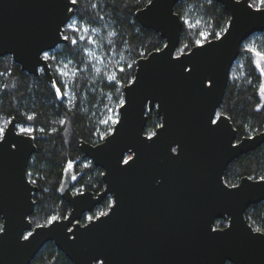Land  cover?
<instances>
[{
	"label": "water",
	"instance_id": "water-1",
	"mask_svg": "<svg viewBox=\"0 0 264 264\" xmlns=\"http://www.w3.org/2000/svg\"><path fill=\"white\" fill-rule=\"evenodd\" d=\"M178 1L153 0L154 7L147 2L135 12L138 23L156 31L164 44L136 59L131 79L136 82L122 88L126 103L118 107L121 122L113 125L114 132L95 144L79 142L82 155L102 169L104 187L96 194H72L65 171L59 193L70 210L51 225L37 228L29 219L37 190L25 175L33 139L18 135L14 118L6 125L12 130L8 143L16 142L18 149L0 151V217L7 231L0 233V264H29L47 241L73 264H224L225 259H231L225 264H264V237L252 232L257 236L250 238L254 228L244 216L250 205L264 200V185L259 178L242 176L236 184L244 193L229 197L218 190L228 164L264 143V130L237 139L230 119L219 127L208 123L209 115L218 113L242 37L264 31V16L249 15L244 0L240 7L236 0H215L229 13L226 27L235 21L231 35L222 43L212 38L203 51L192 46L175 53L183 27L174 11ZM66 6L77 7L69 0H0V56L10 55L21 70L35 76L41 71L52 82L43 52L67 42L61 37L73 12ZM177 56L195 66V81L179 75ZM201 77L213 80L211 90L200 91ZM152 109L160 124L166 119L156 143L146 141L145 133ZM170 147H177L179 158L171 157ZM127 155L134 158L131 167L123 164ZM107 195L118 198L117 207L106 211L109 217L82 223V215ZM219 218L231 231L214 238L210 229L228 231L226 225L214 227ZM29 231L33 237L24 241L20 233Z\"/></svg>",
	"mask_w": 264,
	"mask_h": 264
},
{
	"label": "trees",
	"instance_id": "trees-1",
	"mask_svg": "<svg viewBox=\"0 0 264 264\" xmlns=\"http://www.w3.org/2000/svg\"><path fill=\"white\" fill-rule=\"evenodd\" d=\"M148 0H78L75 12L64 26V35L76 38L78 43H60L47 51L52 74L49 82L42 72L37 76L20 69L10 55L0 56V126L15 118L18 128L30 127L35 131V150L27 166L29 179L35 181L37 191L34 211L30 216L34 225L45 224L48 217H64L69 203L58 193L64 165L73 161L77 174L73 187L93 192L103 187L101 168L82 157L79 141L96 143L108 134L113 125L107 120L109 109H115L118 117L119 101L123 99V86L133 78L135 61L148 52L163 46L164 40L151 29L142 27L136 17L137 9ZM253 4L254 0H250ZM258 4L259 0H255ZM95 5V7L93 6ZM179 17L190 20L195 28L183 22L180 41L176 51L198 38L199 31H219L226 27L229 13L215 0H179L174 5ZM77 21V27L87 25L89 32L74 33L67 25ZM94 29V31H93ZM251 37L264 51V31ZM86 39L79 40V36ZM88 37L94 40L90 43ZM212 39V38H211ZM234 60L219 112L231 117L237 138L264 130V97L259 95L261 75L251 63V54L242 53L241 46ZM185 50V51H186ZM131 64L132 67L127 66ZM67 65V67H65ZM124 67V72L119 68ZM69 73L58 76L57 71ZM116 77L109 82L108 77ZM67 87L63 99L55 95L53 85L57 82ZM260 108L257 111V108ZM34 115V119H27ZM145 133L150 134L160 124L154 109L148 112ZM65 123L61 124L60 121ZM44 131L41 132L40 129ZM87 165V167H85ZM264 175V143L233 159L224 171L225 182L237 183L242 176L259 178ZM106 198L96 207V213L105 211ZM249 224L264 231V200L250 205L244 212ZM84 220V218L82 219ZM0 225L2 219L0 217ZM215 226H224L225 220L216 219ZM29 264H73L52 241L45 242ZM231 264V263H226Z\"/></svg>",
	"mask_w": 264,
	"mask_h": 264
},
{
	"label": "snow or ice",
	"instance_id": "snow-or-ice-1",
	"mask_svg": "<svg viewBox=\"0 0 264 264\" xmlns=\"http://www.w3.org/2000/svg\"><path fill=\"white\" fill-rule=\"evenodd\" d=\"M209 3H211V0H208ZM69 4L71 5H77L78 4V0H69ZM148 4L152 7L155 6V4L153 3V0H148ZM244 4L246 5V10L249 12V15H262L264 16V0H259V3L256 4L255 0L253 4H247V0H244ZM95 7V5H93ZM236 6L240 7L241 6V0H236ZM253 7L256 8V11L253 12L252 9ZM66 11L69 12H75V9L67 7L66 6ZM176 15H179L178 13ZM183 22L185 24L188 25L189 28H195L200 21H197L196 24H193L190 20L184 18L183 16L180 17ZM235 26V21H233L228 27H222L220 28L219 31H199L198 33V38L195 39L194 41H192L193 47L195 49H199L201 51L206 49V46H211L212 44V39L214 38L216 41L219 42H223L224 39L227 38V36L231 35V28ZM67 27L73 31L74 33H79V32H84L85 34L89 32V27L85 24L82 27H77V21H73L71 24H68ZM94 31V29H93ZM254 35V34H252ZM62 40L64 41H68L71 45H76L78 43V40L76 38H69L67 35H64L61 37ZM86 39V36H79V40H84ZM89 42L90 43H94V40H92L90 37H88ZM243 40H245L246 42L243 43V45L241 46V52L242 53H250L251 54V63L255 66V70H258L260 72L261 76H264V51H261L260 48L256 45L255 39H253L250 36H245L242 37ZM168 46L165 45V48H167ZM188 48V45H184V47L182 49H180V53L183 54L185 52V50ZM191 55H196V52L193 51L191 53ZM43 59L45 61L49 60V59H55L54 57H50L49 53L47 51L43 52ZM175 62L176 64L179 65V75L187 80L190 81H195L197 79V72H196V68L194 65L189 66L186 63H183L180 60V57L177 56L175 57ZM65 67H67V65H65ZM128 68H131L132 65L129 64L127 66ZM125 68L124 67H120L119 68V72H124ZM69 73L64 72V71H57V75L58 76H67ZM116 79V77H112L109 76L108 80L109 82H113ZM135 80L130 81V83H135ZM214 86V82L211 78H203L201 77L199 79V88L200 91H209L212 89V87ZM54 89H55V95L61 99H63L65 97V91L64 89L67 87L66 85H62L61 82L57 81L54 85H53ZM261 92H264V85L261 86L260 88ZM148 104L150 106L152 105V101L151 99H148ZM126 101L121 99L119 101V108H123L125 106ZM154 107H160V105H154ZM260 108H257V111H259ZM109 113H111V115L108 116L107 120L102 121L105 124H108L109 122L112 125H117L120 124V119L119 118H114L115 114H116V110L115 109H109L108 110ZM34 115H30L27 117V119L32 120L34 119ZM231 119L230 116H226L222 113H215L214 116L213 114L209 115L208 118V123L210 126H216L219 127V125L221 124V122L226 121ZM6 123H11V121H6ZM61 124H64L65 121L61 120L60 121ZM157 128L160 129L159 132L156 131H152L147 137H146V141H152V143H156L161 139V135L165 132L166 130V119H165V123L164 124H157L156 126ZM11 129H7L5 127L0 126V151H5L6 149L10 152V153H14L13 150H17L18 149V144L16 142H13L11 144L8 143V134L11 132ZM35 131L34 128H30V127H20L19 128V133L18 135H22V134H27L29 136H31V134ZM41 132L44 131L43 128L40 129ZM109 134H112L114 132V129L109 128L108 130ZM160 134V135H158ZM104 137H102L103 139ZM249 139H251L252 137H248ZM146 141H142V142H146ZM150 146V145H149ZM232 148H236L238 147V145L232 144L230 145ZM177 147L180 148V145H177ZM177 147H170V155L171 153H175V155H171V157L173 158H179L180 156V151H177ZM134 163V158L132 156H128L126 159L123 160V164L127 165L129 167L132 166V164ZM85 167H87V165H85ZM73 168V161L72 160H68L66 162V168L65 171L71 170ZM25 175L30 176L31 173H25ZM248 180H252L253 178L251 176L247 177ZM259 181L261 182L262 185H264V175H261L259 177ZM159 182V181H158ZM32 183H35V181H32ZM230 189H235V191H231ZM218 190L223 193L225 196H238L241 193H244V188L234 184V183H229V182H223L222 184H220L218 186ZM77 194L82 195L81 192H79V190L77 191ZM117 203H118V198L114 201H110L108 207L112 208L113 210L117 207ZM109 213L105 212V211H101L96 215H90L87 216V220L89 222H92L94 220H98L102 217H109ZM59 218L55 215L48 217L47 221L45 224H37L36 227L37 228H43L46 227L48 225L53 224L54 222H56ZM226 227L228 228V231H224L223 229L217 230V229H210V233H215L214 238H218L220 237L222 234H227L228 232L231 231V226L230 225H226ZM69 232H72V229H68ZM252 232L258 234L259 237H264V231H262L261 228H255L252 231H250L248 234L250 236V238H255L257 235H253ZM0 233L3 234H7L6 228L4 225H0ZM20 236L22 237V239L24 241H29L31 237H33V233L31 231L27 232V234H24L23 232L20 233ZM213 236V235H212ZM73 238L75 239V233H73ZM97 259V258H95ZM231 259H225L224 260V264L225 261H228Z\"/></svg>",
	"mask_w": 264,
	"mask_h": 264
},
{
	"label": "flooded vegetation",
	"instance_id": "flooded-vegetation-1",
	"mask_svg": "<svg viewBox=\"0 0 264 264\" xmlns=\"http://www.w3.org/2000/svg\"><path fill=\"white\" fill-rule=\"evenodd\" d=\"M41 72V71H40ZM262 85H264V76H262L261 77V82H260V85H259V95H260V97L262 98V97H264V92H261L260 91V88H261V86ZM218 113H219V111H217ZM12 118H14V117H12ZM11 118V119H12ZM11 119H9L8 121H10ZM15 119V118H14ZM8 123H5V125L4 126H2V127H6V125H7ZM113 128V127H112ZM15 130L17 131V132H19V128H18V126H17V123H16V120H15ZM262 131V130H261ZM251 135V134H250ZM244 136V135H243ZM31 137H32V139H33V142H34V136L31 134ZM241 137V136H240ZM239 137V138H240ZM238 139V138H237ZM82 140V139H81ZM80 140V141H81ZM102 140V139H101ZM79 141V142H80ZM85 141V140H84ZM87 142V141H86ZM89 143H91V142H89ZM96 143H98V142H96ZM34 144H35V142H34ZM92 144H95V143H92ZM78 147H79V144H78ZM80 149V148H79ZM82 152V151H81ZM33 153V152H32ZM32 153H31V155H32ZM31 155H30V157H31ZM82 157H84L83 155H81ZM129 155H127V157H128ZM30 157H29V159H30ZM127 157H125V158H127ZM86 158H88V157H86ZM29 159H28V161H29ZM89 159V158H88ZM89 161L91 162V160L89 159ZM92 163V162H91ZM93 164V163H92ZM94 165V164H93ZM27 166H28V162H27ZM98 167V166H97ZM65 168H66V164L64 165V168H63V171H62V177H61V181H60V183H59V186H58V193H59V188H60V185H61V183H62V180H63V178H64V174H65ZM100 168V167H99ZM102 170V169H101ZM69 171V174H68V181H70L69 182V191L72 193V194H75V193H77V191H78V189L77 188H74L72 185H73V183L75 182V180H76V177H77V174L76 173H74V168H72L71 170H68ZM26 173H27V168H26ZM102 174V173H101ZM27 178H28V180L30 181V182H32L30 179H29V177H28V175H27ZM241 179V178H240ZM253 179H255V178H253ZM102 180V179H101ZM103 182V181H102ZM225 182V181H224ZM239 182V181H238ZM237 182V183H238ZM33 184H35V183H33ZM236 184V183H235ZM36 185V184H35ZM37 186V185H36ZM103 187H104V183H103ZM102 187V188H103ZM102 188L100 189V190H102ZM84 190H88V189H82V190H79V192H81V191H84ZM99 190V191H100ZM37 191V190H36ZM36 191H34L33 192V195H34V193L36 192ZM89 191H91V190H89ZM99 191H96V192H93V191H91V192H93L94 194H96L97 192H99ZM59 195H60V193H59ZM61 196V195H60ZM61 198H63L62 196H61ZM108 199L109 200V202L110 201H112V199H111V196L110 195H107L105 198H104V200L105 199ZM33 199H34V197H33ZM64 199V198H63ZM35 200V199H34ZM65 200V199H64ZM103 200V201H104ZM66 201V200H65ZM102 201V202H103ZM101 202V203H102ZM100 203V204H101ZM70 205V204H69ZM99 205V204H98ZM98 205H96L91 211H88V212H85L83 215H82V217H81V222L82 223H85L86 221H88L86 218H87V216H90V215H96V214H94V212L96 213V207L98 206ZM109 205V204H108ZM35 207V206H34ZM108 208L109 207H107V209L105 210V212L108 210ZM69 210H70V207H69ZM69 210H68V212H69ZM99 212H101V211H99ZM99 212H97V214L99 213ZM68 214V213H67ZM66 214V215H67ZM65 215V216H66ZM31 216V215H30ZM30 216H29V219H30ZM64 216V217H65ZM58 218H62V217H58ZM84 218V220H82ZM220 219V218H219ZM31 220V219H30ZM223 220H225V225L227 224V220L226 219H223ZM32 222V221H31ZM215 222V221H214ZM32 224H33V222H32ZM34 225V224H33ZM224 225V226H225ZM224 226H220V227H224ZM252 226V225H251ZM214 227H219V226H215L214 225ZM253 227V226H252ZM254 228V227H253ZM255 229V228H254ZM25 234H27V233H25ZM226 263H229V262H226Z\"/></svg>",
	"mask_w": 264,
	"mask_h": 264
},
{
	"label": "rangeland",
	"instance_id": "rangeland-1",
	"mask_svg": "<svg viewBox=\"0 0 264 264\" xmlns=\"http://www.w3.org/2000/svg\"><path fill=\"white\" fill-rule=\"evenodd\" d=\"M180 51H175V53H179Z\"/></svg>",
	"mask_w": 264,
	"mask_h": 264
}]
</instances>
